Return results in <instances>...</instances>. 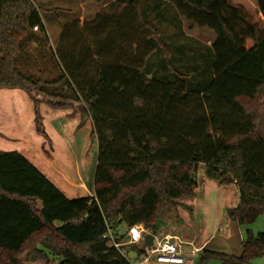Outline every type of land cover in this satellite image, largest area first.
<instances>
[{
  "label": "trees",
  "instance_id": "trees-1",
  "mask_svg": "<svg viewBox=\"0 0 264 264\" xmlns=\"http://www.w3.org/2000/svg\"><path fill=\"white\" fill-rule=\"evenodd\" d=\"M126 1L116 0L114 15L98 16L82 28L95 31L111 23L105 39L95 36L85 45L76 33L78 23L67 25L63 42L70 49L63 47L62 64L48 47L42 19L58 10H42L34 0H0V90L28 94L37 133L45 138L41 104L77 110L84 122L92 121L98 145L94 197L81 199L67 198L20 152L0 151V264H132L125 247L115 246L125 237L114 232L112 240L109 231L142 225L159 236L166 211L181 199L196 198L200 165L209 180L237 187L239 204L227 213L245 232L241 255L204 250L197 264H253L264 258V232L251 229L264 216V138L258 131L264 0L258 13L233 0H161L151 8L144 0L149 17L154 13L158 20L147 22L140 17L139 0ZM162 1L176 7L178 19L163 17ZM129 8L150 32L152 48L167 60L160 72L133 62L123 46L133 28L125 13ZM168 20L176 35L158 26ZM183 21L215 35L206 48L207 76L199 58L190 51L185 58L186 50L175 44ZM32 42L41 43L35 52H46L43 59L56 60L63 71L59 78L23 70L22 61L34 57ZM90 63L88 76L79 81ZM141 245L133 248L146 254Z\"/></svg>",
  "mask_w": 264,
  "mask_h": 264
},
{
  "label": "crops",
  "instance_id": "crops-1",
  "mask_svg": "<svg viewBox=\"0 0 264 264\" xmlns=\"http://www.w3.org/2000/svg\"><path fill=\"white\" fill-rule=\"evenodd\" d=\"M42 19L50 41L48 47L67 46L61 34L63 28L60 29L56 21L49 25L43 16ZM92 21L78 16L69 19L67 25L76 22L78 30H75L79 31L85 23ZM40 113L48 138L37 133L35 104L28 94L19 89L0 90V151L20 152L69 199L94 197L95 148L94 142H90L92 121L84 122L81 113L72 109H55L46 104H41ZM89 143L91 147L86 154L84 147ZM210 181L206 177L205 166L200 165L196 198L181 199L176 208H169L161 234L154 236V244L166 237L176 242L181 247L183 264H197V256L204 250L237 256L242 253L245 229L232 222L227 213L228 209L239 204L238 189L235 185L220 187ZM112 232L129 239L124 224ZM145 234H148L146 230ZM133 246L142 245L128 243L124 246L132 264H160L154 259L145 260L147 251L140 255Z\"/></svg>",
  "mask_w": 264,
  "mask_h": 264
},
{
  "label": "rangeland",
  "instance_id": "rangeland-1",
  "mask_svg": "<svg viewBox=\"0 0 264 264\" xmlns=\"http://www.w3.org/2000/svg\"><path fill=\"white\" fill-rule=\"evenodd\" d=\"M116 0H34L35 4L37 5L38 8L42 10H58L57 13L53 14H44L43 17L47 21L49 25H52V22H57L59 28H63L61 31V34H63L64 29L67 25V22L69 19H75L78 16H85L87 19L90 20H97L96 18L98 16H103V17H109L111 15H114L116 12L117 6L113 7L112 4ZM129 1V0H127ZM126 1V2H127ZM161 0H148V5L151 7H155L156 4L160 3ZM236 4H239L247 9L256 11L258 13V1L260 0H233ZM163 2V1H162ZM139 14L140 17L144 21L151 20L152 19L156 20V16L146 12L147 11V3L143 0H139ZM163 8V17H170L171 19L176 18L178 19V12L176 7L173 4L163 2L161 9ZM126 13V17L132 22L133 28L132 30H127V33L129 32L130 35H125V39L128 38L127 40H123V46L125 47L128 56H132V59L134 60L133 62H138L142 61V67H148L151 72H160L158 67L162 69L163 67H166V58L162 56V54L159 52L157 54V49L154 50L152 48V44L148 38L150 32L145 29L144 26H142L139 22V19L136 16V12L134 9H128ZM93 22V21H92ZM184 22V21H183ZM94 24V23H93ZM110 24L109 27H101V29H97L95 31H84L79 30L76 31L78 35L82 36L81 42L83 44H88L89 42L91 43V40L97 36L99 39H105L108 36V33L111 29V23H108L107 25ZM178 24V23H177ZM62 26V27H61ZM158 26L161 29H164L167 35H176V29L174 26L169 23L168 21H165L163 24H158ZM182 29V35L178 36L177 38L174 39L175 44L180 47L184 48L185 51V58L188 59L187 51H190L192 54L197 56L199 58L198 62L201 64V70L204 72L205 76L208 75V62L209 59L206 56L207 50L206 48L210 47L212 45V42L215 39V35L213 32L207 29H198L194 26L190 27V25L187 22L183 23V26L181 27ZM40 31V30H39ZM36 32V33H39ZM120 33L118 32L116 36L118 37ZM115 36V37H116ZM121 36V34H120ZM116 37V39H117ZM36 45L39 46L41 43L35 42ZM33 46V42L30 46L31 49V55L34 56L32 57L33 59L31 60L32 62L27 63V61L23 60L21 66L24 67L23 70L26 71L29 75L33 76H39L41 71H45L46 74L48 75V78L50 80H55L60 77V75L63 73L61 67L56 66V60L54 61L53 59L47 60L43 59L42 56L45 55L46 52H43L42 50H39V52H35L37 49V46ZM171 46V45H170ZM35 48V49H34ZM86 46H83L82 49H86ZM92 48V51H94V48ZM53 52H57V60H61L63 64V56H61L60 53L63 54V47L62 49L59 47L50 48ZM65 50H69L70 47L65 46ZM46 50V49H45ZM58 50L60 51L58 53ZM154 51V52H153ZM171 51L172 46H171ZM92 55L95 56L97 55L95 52H92ZM104 56V55H103ZM60 58V59H59ZM62 58V59H61ZM34 59H37L34 60ZM142 59V60H141ZM57 61V62H58ZM96 63H92V67L97 70ZM174 63V62H173ZM135 64V63H134ZM94 65V66H93ZM89 67H91L90 64H86V69L82 71L80 78H78L79 81L86 79L89 73ZM168 67V66H167ZM173 70L175 72H178L180 68H178L176 65L173 64L172 66ZM183 68V67H182ZM184 69V68H183ZM185 70V69H184ZM169 73H171V70H168ZM92 74L93 77L96 76V71L92 70L90 73ZM157 75V74H156ZM195 81V80H193ZM197 82V81H196ZM73 110V109H72ZM73 112H78L77 110H73ZM82 116V115H81ZM83 120V117H82ZM87 121V120H86ZM85 121V122H86ZM259 134L264 138V103H263V112H262V118L259 123L258 127ZM93 135L91 136V144L94 142L93 146L95 148V160H94V166H95V172H96V167H97V162H98V145H97V140L96 138L93 139ZM91 144H85L86 147H84V152H88L89 148L91 147ZM90 145V146H89ZM85 154V155H86ZM210 181V180H209ZM209 183H216L214 181H210ZM213 184V185H214ZM218 185V183H217ZM220 186V185H218ZM222 187V186H220ZM164 218H166L164 214ZM251 229L254 231L255 234L264 232V216L260 217L258 221L251 226ZM129 239L123 240V243H128ZM44 264V263H42ZM53 264V263H51ZM253 264H264V258L254 260Z\"/></svg>",
  "mask_w": 264,
  "mask_h": 264
},
{
  "label": "built area",
  "instance_id": "built-area-1",
  "mask_svg": "<svg viewBox=\"0 0 264 264\" xmlns=\"http://www.w3.org/2000/svg\"><path fill=\"white\" fill-rule=\"evenodd\" d=\"M34 31L37 32L38 28L35 27ZM145 229L139 225L135 226L128 231L130 244L145 243ZM108 238L114 240L115 233L109 231ZM128 243H116L115 246L120 248ZM145 260L154 259L160 264H183L184 260L181 256V247L169 237L158 240L151 248H147Z\"/></svg>",
  "mask_w": 264,
  "mask_h": 264
},
{
  "label": "water",
  "instance_id": "water-1",
  "mask_svg": "<svg viewBox=\"0 0 264 264\" xmlns=\"http://www.w3.org/2000/svg\"><path fill=\"white\" fill-rule=\"evenodd\" d=\"M154 240H155V237L151 234H148L146 237H145V243H144V246L146 248H151L153 245H154Z\"/></svg>",
  "mask_w": 264,
  "mask_h": 264
}]
</instances>
